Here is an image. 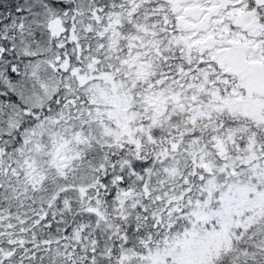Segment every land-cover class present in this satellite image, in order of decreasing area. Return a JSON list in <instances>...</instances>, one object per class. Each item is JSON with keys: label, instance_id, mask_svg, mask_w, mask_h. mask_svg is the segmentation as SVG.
<instances>
[{"label": "snow or ice", "instance_id": "obj_1", "mask_svg": "<svg viewBox=\"0 0 264 264\" xmlns=\"http://www.w3.org/2000/svg\"><path fill=\"white\" fill-rule=\"evenodd\" d=\"M0 264H264V0H0Z\"/></svg>", "mask_w": 264, "mask_h": 264}]
</instances>
